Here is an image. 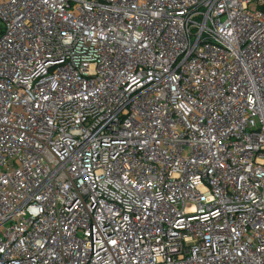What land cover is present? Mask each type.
<instances>
[{
	"label": "built area",
	"instance_id": "built-area-1",
	"mask_svg": "<svg viewBox=\"0 0 264 264\" xmlns=\"http://www.w3.org/2000/svg\"><path fill=\"white\" fill-rule=\"evenodd\" d=\"M0 23V264H264V0Z\"/></svg>",
	"mask_w": 264,
	"mask_h": 264
},
{
	"label": "rangeland",
	"instance_id": "rangeland-1",
	"mask_svg": "<svg viewBox=\"0 0 264 264\" xmlns=\"http://www.w3.org/2000/svg\"><path fill=\"white\" fill-rule=\"evenodd\" d=\"M1 28H2V26H1V23H0V31H1Z\"/></svg>",
	"mask_w": 264,
	"mask_h": 264
},
{
	"label": "trees",
	"instance_id": "trees-1",
	"mask_svg": "<svg viewBox=\"0 0 264 264\" xmlns=\"http://www.w3.org/2000/svg\"><path fill=\"white\" fill-rule=\"evenodd\" d=\"M0 33H1V31H0Z\"/></svg>",
	"mask_w": 264,
	"mask_h": 264
}]
</instances>
